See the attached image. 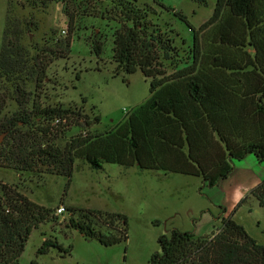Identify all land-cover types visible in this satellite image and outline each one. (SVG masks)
<instances>
[{"label": "trees", "instance_id": "1", "mask_svg": "<svg viewBox=\"0 0 264 264\" xmlns=\"http://www.w3.org/2000/svg\"><path fill=\"white\" fill-rule=\"evenodd\" d=\"M100 1L104 0H40L39 4L77 3L84 8L79 15L113 19L118 25L113 33L114 74L139 69L150 79L148 99L117 125L97 133L88 129L99 123V116L89 121L78 110L40 104L39 96L25 86L43 82L49 61L43 64L42 59L36 62L35 56H28L19 43L18 22L7 18L0 47V89H4L0 114L6 100L14 101L16 109L0 117L2 167L19 173L42 169L46 175L70 180L77 160L93 170H100L103 163L136 165L199 177L204 186L215 187L248 156L264 163V0H217L212 15L197 30L191 29L192 63L171 73L164 68L175 51L171 30L161 32L147 22L148 8L138 9L137 0H106L110 9L104 10L96 8ZM64 14L71 26L77 13L64 10ZM209 26L215 28L213 48L206 52L197 34ZM64 45L69 47L68 39ZM91 49L100 56L98 38L91 40ZM73 119L82 120L84 127L79 125L80 133L66 139L62 128ZM249 194L264 206V180ZM64 209L72 215L83 213L70 219L69 227L84 237L105 247L127 240L122 214ZM55 211L29 200L15 187L0 184V264H21L29 235L39 225L56 221ZM224 213L221 209L214 218L218 226L208 235L177 229L160 235L159 251L148 264H264V246L232 219L233 214L224 217ZM102 218L113 234L93 229L92 221ZM50 248L67 252L56 240L44 239L38 253Z\"/></svg>", "mask_w": 264, "mask_h": 264}, {"label": "rangeland", "instance_id": "2", "mask_svg": "<svg viewBox=\"0 0 264 264\" xmlns=\"http://www.w3.org/2000/svg\"><path fill=\"white\" fill-rule=\"evenodd\" d=\"M216 1L137 0L138 9L148 8L147 22L161 32L171 30L169 35L173 37L175 51L171 60L164 63L167 73L192 63L191 29L197 30L212 15ZM39 2L0 0V47L5 19H13L18 22L19 43L28 56H35L36 62L42 59L43 64L49 61L43 82L38 87L34 83L25 86L39 96L36 100L40 104L78 110L89 121L99 116V123L88 129L97 133L114 127L145 103L149 97V78L139 69L131 74H114L113 33L118 25L113 19L79 15L84 8H78L77 3L40 5ZM96 8L110 9V3L100 1ZM64 10L77 13L71 26L67 24ZM174 13L181 14L184 20ZM214 30V26H209L197 34L206 52L213 48ZM93 38L102 43L100 56L91 49ZM67 39L69 47L65 48ZM5 87L9 88L8 84ZM3 90L0 89L1 94ZM15 109L16 103L6 100L0 117L9 116ZM79 125L84 127L82 120H68L62 128L65 138L78 135ZM256 164L264 167V163ZM255 169L260 174L259 167ZM40 171L43 172L40 169L19 173L0 165V184L15 187L29 200L52 209L62 205L122 214L127 222V240L105 247L69 227V220H76L83 213L72 215L66 211L56 215V221L41 224L31 232L19 258L21 264L32 261L36 264H148L150 256L159 251L160 235L168 236L172 229L193 232L198 237L208 235L218 226L214 218L221 209L225 210L224 217L233 214L232 219L264 246V206H259L249 194L251 189H247L256 180L252 173L244 179L234 174L215 187H207L199 177L145 170L136 165L127 168L103 163L100 170H93L77 160L70 180ZM103 222V218L92 221L91 226L102 234H113ZM43 239L56 240L67 252L50 248L39 254Z\"/></svg>", "mask_w": 264, "mask_h": 264}, {"label": "crops", "instance_id": "3", "mask_svg": "<svg viewBox=\"0 0 264 264\" xmlns=\"http://www.w3.org/2000/svg\"><path fill=\"white\" fill-rule=\"evenodd\" d=\"M257 165L258 164H256V160L254 158L250 159L248 156L245 159H243L242 161H240V164H237L234 166V169L228 178L234 176V174H235V175H238L240 179H244V178H247L252 173L256 177V180L253 182L252 185H249V187H247V189L252 190L254 187H256L260 182H262L264 180V173H262V172H264V171H262V169H264V167H260V165H258V166ZM257 167H259V169L261 171L260 174L258 173L259 171H257L255 169ZM238 170H240L241 172H236Z\"/></svg>", "mask_w": 264, "mask_h": 264}, {"label": "built area", "instance_id": "4", "mask_svg": "<svg viewBox=\"0 0 264 264\" xmlns=\"http://www.w3.org/2000/svg\"><path fill=\"white\" fill-rule=\"evenodd\" d=\"M64 213H66V210L62 205L56 208L55 215H63Z\"/></svg>", "mask_w": 264, "mask_h": 264}, {"label": "water", "instance_id": "5", "mask_svg": "<svg viewBox=\"0 0 264 264\" xmlns=\"http://www.w3.org/2000/svg\"><path fill=\"white\" fill-rule=\"evenodd\" d=\"M3 136H4V134L0 135V141H1V139L3 138Z\"/></svg>", "mask_w": 264, "mask_h": 264}]
</instances>
